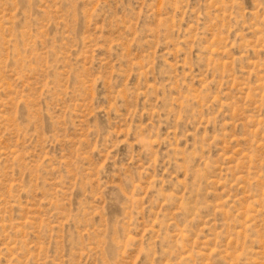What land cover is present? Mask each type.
<instances>
[{"label": "rangeland", "instance_id": "obj_1", "mask_svg": "<svg viewBox=\"0 0 264 264\" xmlns=\"http://www.w3.org/2000/svg\"><path fill=\"white\" fill-rule=\"evenodd\" d=\"M0 264H264V0H0Z\"/></svg>", "mask_w": 264, "mask_h": 264}]
</instances>
